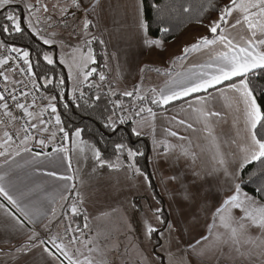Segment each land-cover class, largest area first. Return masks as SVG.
<instances>
[{
	"label": "snow or ice",
	"instance_id": "6c2138e0",
	"mask_svg": "<svg viewBox=\"0 0 264 264\" xmlns=\"http://www.w3.org/2000/svg\"><path fill=\"white\" fill-rule=\"evenodd\" d=\"M17 4L20 10L16 9ZM98 7L99 0H0V209L25 229L27 239L16 251L42 246L54 264H105L103 259L93 257V254L103 257L106 253L100 248L98 238L87 234L89 216L74 175L79 169L74 170L72 166V153L77 149L79 153L85 151L81 146L85 144L81 139L83 129L66 127L59 110V106L68 110L70 103L94 109L103 99L111 106L104 109L106 114L102 117L106 128L116 132L121 126L131 124V134L138 140L144 136L145 129L150 130L157 166L161 159L167 162L174 155L177 161L184 159L188 163L193 177L205 179L195 164L201 155L210 153L211 170L206 176L215 178L220 190L211 205L207 201L198 205L205 217L204 231L192 242L185 243L182 233L164 218L163 209L157 207L156 220L160 227L149 222L145 231L149 242L153 234L156 236L154 255L145 256L144 264H192L193 257L202 258L209 252L250 259L264 257V183H259L250 194L245 187L255 182L251 175L256 173L250 174L247 182L243 179L245 170L254 164L260 165L258 174L264 176V134L257 132L258 126L264 129V109L250 86L253 76L264 73V0H227L226 3L204 0L195 23L205 27L207 33L184 46L172 61L173 65L177 61L184 62V70L175 75L163 71L167 77L164 85L147 90L143 88V78L131 90L117 91L111 82L102 90L107 76L91 67L97 64L93 45L106 46L105 40L93 31ZM152 7L159 11L160 5L153 0ZM134 8L143 43L163 48L162 37L149 36L144 0H136ZM183 11L188 13L190 8L185 7ZM213 12L215 19L211 16ZM58 28L69 30L70 35L82 43H67L58 35ZM160 32L168 33L169 28L162 27ZM25 35L30 39L35 37L52 50H44L40 44L33 47L16 43ZM55 46L61 49L59 55ZM65 48L71 51L64 52ZM192 54L206 56V59L189 63ZM104 59L107 66L106 53ZM57 65L68 69L70 89L65 86L63 73L57 79L55 73L45 70L46 66L55 68ZM148 70L141 68L140 72ZM154 70L161 72V69ZM218 98L228 101L230 108L234 104L243 116V134L238 131L237 138L228 142L235 145L230 150L225 149V142L214 134V122H222L223 117L209 104ZM176 101L187 105L195 123L176 120L175 116L172 120L186 131L206 133L195 144L171 128L165 129L167 134L186 141V145L177 146L156 136L155 109L163 110ZM197 123L202 127L197 128ZM89 147L99 167L131 170L151 186V174L139 166L138 158L153 161L141 147L116 142L112 146L114 159L106 158L95 145ZM24 154L30 157L26 164L39 165L41 158H60L66 165L64 173L46 172L63 182L62 191L49 198L52 206L48 209L37 207L33 201L35 189L18 190L10 179L16 158ZM161 180L166 184L182 183L179 174H161ZM183 192L186 199L195 203L196 193L190 188H184ZM57 198L63 202L59 216ZM77 217H82V226L76 222ZM42 219L48 220L43 225V236L36 230ZM26 222L32 227L27 228ZM53 223L62 224V232L53 233Z\"/></svg>",
	"mask_w": 264,
	"mask_h": 264
},
{
	"label": "crops",
	"instance_id": "0c3cea01",
	"mask_svg": "<svg viewBox=\"0 0 264 264\" xmlns=\"http://www.w3.org/2000/svg\"><path fill=\"white\" fill-rule=\"evenodd\" d=\"M127 1L128 0H105L106 4L104 7L106 9H104V13L107 10L108 14H101L103 16L102 20L100 19V21L103 28L102 30L99 29L97 31L98 36H100L106 42V46L103 47V50L108 57L107 65L109 64L111 69L116 68V70L118 71V75H114L113 80L109 79V82L112 83L117 91H122L126 87L125 82L130 81V79L132 78L131 69L138 61L146 56V52L148 50V46L143 43L142 33L137 27L136 14H121L122 4H125V8H127ZM99 3V7H101V1ZM118 4L119 7L117 6ZM116 8H118L117 12H115ZM197 27H189L182 33V35H185L186 39L189 40L187 44L184 42V44L178 46L179 40L177 39L178 41L175 40V42L164 45L166 47H169V51H177V54H179L184 46L194 42L191 38L192 35L196 36L195 34L198 33ZM199 31L202 30L199 29ZM204 34L206 33L203 32L202 35ZM195 38L196 37H194L193 39ZM151 56L153 60L155 59V61L158 62L166 59L165 62H168V64H170L174 59L169 56L164 59L161 58L162 56L160 55V50L156 47H153ZM205 59L206 56L192 54L189 58V63L201 62ZM183 63L184 62L182 61H177L175 63L176 66L174 67V71L172 72L173 75L184 70V68L182 67ZM157 65L160 66V64ZM164 83L165 81L162 82V85H159L158 82L157 88L162 87ZM106 84H108V82ZM188 99H191V97ZM209 107H212L222 113L223 121H216L213 124L214 134L217 136V138L221 141H224V145L228 144V141L237 138V133H229L237 127L240 132L239 124L241 123V121L243 123L242 128L244 129L243 116L236 110V106L233 104V106L230 108L228 101L224 100L223 98H218L215 100H211ZM155 110L157 111V119L155 123L156 136L158 139L165 140L177 146L182 143L186 145V141L181 142L176 138L169 136L165 131V129L169 128L180 132L181 135L189 138L193 144L197 142L199 137H203L206 135V133H204L203 131L197 133L186 131L183 126L178 125L175 121L172 120V117L175 116L176 120L184 119L195 123L193 114L189 112V110L187 109V105H184L182 101H176L172 105L166 106V108L163 110ZM162 112L163 114H161ZM196 127L201 128L202 125L197 123ZM149 132V129H145L144 136L148 139L149 149L151 153V148L153 149V145L151 143V138H149L147 135L149 134ZM201 142L207 143L206 141ZM69 147H71V145H69ZM197 151H199V149H197ZM76 158H74L72 153V166L74 170L77 169L76 166L78 165V161ZM29 159L30 157L27 154L16 158V164L12 166L13 173L10 179L18 190H27L29 188L35 189L32 196L33 201L36 202L37 207L48 209L52 206L49 203V198L56 195L57 191H62L63 182L46 175V172L55 170L57 172L64 173L66 171V165L61 163L60 158H41L42 162L39 165L26 164V161ZM155 160L156 157L155 159H153V162L155 169L158 170V166L155 163ZM0 162H2V158H0ZM197 162L199 166L198 170L201 171L200 176L206 177L205 179H203L204 185H210L214 189V193H219L220 190L217 184V180L212 176H206V174L211 170L210 154L207 153L201 155V158L198 159ZM166 167L169 171H171L177 167V164L175 163L174 167L167 165ZM74 175L77 178L75 181L77 184V189L84 199V207L87 209V214L89 216V230H87V234L93 237H97V242L100 248L106 253L103 257L100 256L99 259H103L105 264H116L117 260L126 259L127 254L125 253V250L128 248V246L125 247L124 250L120 248L115 251L113 241H115V243L121 244V240H123L126 246L128 242L125 240V236L123 235H126V237L128 238V236L130 235L129 230L132 225L126 222V207L125 205H123L122 208V203L119 199V196L121 195L119 189L114 190V195H118L117 197L113 198L115 203H110V200L112 199V188L110 186L112 185L110 182H108V180L112 178L119 181L120 174H117L115 172L113 173L110 170H103L102 178L107 179V181L103 182L104 195L105 191H107L108 194L105 197L107 199L100 198L97 191H95L94 189H90L88 185H86L90 183L86 175H81L82 179L79 177V173H77V171L74 172ZM81 180L83 181L82 184L80 183ZM160 182L161 185L165 183L162 181ZM61 203L63 202L59 201L57 198L56 207L58 216L60 214ZM47 223V219H42L41 223L36 228V230L42 236L45 232L43 225ZM26 226L27 228L32 227V225L27 224V222ZM51 227L53 233H56L57 231L62 232L63 230L62 224L57 225L56 223H53ZM26 239L27 236L25 235V229L21 228V226L18 225L16 221L5 212V210L0 209V264H54L52 258L43 251L42 246L34 247L30 250H23L19 252L16 251L17 247H19V245L22 244ZM127 253H130L129 256H131L130 259L127 258L125 261L127 262V260H131V262L124 264H141L137 261L133 253L131 254V252L128 251Z\"/></svg>",
	"mask_w": 264,
	"mask_h": 264
},
{
	"label": "rangeland",
	"instance_id": "374dc122",
	"mask_svg": "<svg viewBox=\"0 0 264 264\" xmlns=\"http://www.w3.org/2000/svg\"><path fill=\"white\" fill-rule=\"evenodd\" d=\"M100 1H101V7H98L97 9L96 20H95L96 28L93 29V31L96 34L99 29L102 30L103 28L102 23L100 21V19L102 20V16H103L101 14H108L107 10L104 13L105 11L104 9H106L104 7L106 4L105 0H99V2ZM135 2L136 0H128L126 5L127 8H125V4H122L121 14H136L134 8ZM15 6H19L21 8L19 4ZM117 6L119 7V4ZM117 9L118 8H116L115 12H117ZM207 23L208 22H206L205 24ZM197 26L199 25H192L189 27L193 28ZM199 29L202 31H199ZM197 30L198 33L196 32L197 33L195 34L196 36L192 35L191 38L192 41H194L196 38L201 36L203 32L207 33V29L203 26L197 27ZM56 31L58 32V35L60 37H63L67 43L70 44L82 43V41H77L74 36H71L69 30L58 28L56 29ZM182 33L175 39V40L177 39L179 40L178 46L184 44V42L187 44L189 41L186 39L185 35H182ZM194 37L196 38L193 39ZM175 40L173 42H175ZM46 47L48 48V46ZM168 48L169 47H166L165 45L163 48H158L160 50V55L162 56L161 58L164 59L167 58L168 56L174 58L173 56H176L175 54H177V51H169ZM152 49L153 47L148 46L146 56L140 61H138L135 64V66L131 69L132 78L130 79V81L125 82L126 87L123 90L126 89L131 90L134 85L141 82L142 78H143V88L145 90H147L150 87H157L158 82L159 85L160 84L162 85V82L167 79V77L162 74L163 71L165 70L171 72L174 71V67L176 66V64L173 65L172 62L168 64V62H165L166 59L161 62L155 61V59L153 60L151 56ZM55 50L58 55L61 53V49L59 46H55ZM63 51L70 52L71 48H65L63 49ZM103 55L105 56L104 50H103ZM157 64H160V66H158ZM61 67L65 71L68 82L67 87L70 89L71 81L68 79V69L64 66ZM91 67H94V65H91ZM105 67L108 77L106 81L107 83L109 82V79L110 80L114 79V75L116 74L118 75V71L116 70V68L111 69L109 64ZM141 68H147L149 70L146 71L145 73H141L140 72ZM154 69H161V72H157ZM239 126H240V133L243 134L242 121L239 124ZM238 131L239 129L237 127L236 129L230 131L229 133L236 134ZM147 135L150 138V135L149 134ZM84 142L85 144L81 145L82 147L85 148V151L83 153H79L78 149L73 152L74 158L77 157L76 159L78 161V165L76 167L77 169H79V171H77V173H79V177L81 179H82L81 175H86V177H88L90 183L86 185H88L90 189H94L95 191H97L98 196L100 198L107 199L105 197L108 195L107 191H105V195H104L103 182L107 181V179L102 178L103 170L106 171L110 170L113 173L115 172L117 174H120V179L118 178L119 181L113 178L108 180V182H110L112 185L110 186L112 188L111 191L112 199L110 200V203L112 204L115 203L113 198L117 197L118 195L117 196L114 195V190L119 189L121 194L119 196V199L120 202L122 203L121 204L122 208L123 205H125L126 207V216H125L126 222L130 223L132 227L129 230L131 236L129 235L127 238L126 235L122 234L123 236H125V240L128 242L129 245L127 244L125 246L123 240H121V244L115 243V241H113L115 251L120 248L124 250V248L128 246V248L125 250V253L127 254L126 259L127 258L130 259L131 256V255L129 256L130 253L129 254L127 253L128 251L131 252V254L133 253L137 261L141 264H144L145 256L154 255L153 244L156 243V236L155 234H153V239L151 242H149V240L145 236V231H146V225L149 222L156 227H160L158 221L156 220L157 214L155 212V209L157 207L163 209V213L166 214V220L171 221L176 226L178 232L182 233L181 239L185 243L194 241L196 238L199 237L200 234L203 233L204 231L203 225L205 223V217L204 214L199 211L198 205H201L202 202L204 201H207L208 204L211 205L214 202V200L218 198L217 195H219V193H214V189L210 185L208 186L204 185L203 179L201 180L193 177L189 169V165L184 159H180L177 161L174 155L171 156L167 162L161 159L158 166V170L155 169L154 162L152 163L148 162L149 172L151 174L152 180L154 179L156 185V187L153 188L152 184L151 186H149V184L144 180L142 176L134 174L131 170H126L124 168L116 170V169H109L107 167H103V168L99 167L98 165H96V162L92 157V152L89 149L90 148L89 146L92 144L87 141ZM234 147L235 145H230V143L224 145V148L229 150ZM155 157H156L155 152L151 148V153L149 154V158H151L153 161ZM175 163L177 164V167L169 171L166 165L174 167ZM198 167H199L198 162L196 161L195 168L199 173H201V171L198 170ZM161 174L165 176L179 174L180 177L182 178V183L173 182L167 184L164 183L161 185L160 182L162 181ZM193 181H195V183H193ZM184 188H190L192 192L196 193L195 203L185 198L183 192ZM174 192H175V197L173 196ZM197 217H199L198 221H197ZM165 245H167V241H165ZM157 251H162V250L157 249ZM93 257L94 259L100 260L99 259L100 256L97 254H93ZM126 259L117 260L116 264H124L131 262V260H127L126 262L125 261ZM192 264H264V257H259V258L254 257L250 259L247 257L241 258L235 254H233L232 256H228V255H221L218 253L213 254L209 252L205 254L202 258L193 257Z\"/></svg>",
	"mask_w": 264,
	"mask_h": 264
},
{
	"label": "trees",
	"instance_id": "16d2710c",
	"mask_svg": "<svg viewBox=\"0 0 264 264\" xmlns=\"http://www.w3.org/2000/svg\"><path fill=\"white\" fill-rule=\"evenodd\" d=\"M204 0H155V3L160 5L159 11L152 7L153 0H144V19L145 23L148 26L149 36L152 38H163L164 43L173 42L185 29L192 25H199L195 23V20L199 16L200 5ZM221 2V0H217ZM226 3L227 0H222ZM189 7L190 11L185 13L183 9ZM17 10H20L16 8ZM212 18L216 17V13H211ZM208 22L207 19L204 20V23ZM201 26V25H199ZM167 27L169 28L168 33H161L160 28ZM35 41V43H33ZM18 44H29L35 47L37 44H40L44 50L51 51L45 45H42L41 42L35 37L29 38L25 35L22 39L16 41ZM94 51L97 57V64L94 67L98 71H103L107 76L106 67L104 65V55L103 47L98 43L94 44ZM45 70L50 73H55L57 79L59 74L63 73L65 78V86L67 87V78L64 69L57 65L55 68L52 66H46ZM94 79L98 81V77L94 76ZM254 89V95L257 97V101L261 104L262 109H264V73L258 74L251 78V85ZM68 88V87H67ZM106 82L102 86V90H106ZM87 91V89H85ZM119 98V97H114ZM70 100V96L68 97ZM125 102L127 103V99ZM111 106L106 104L102 99L101 102L97 105L96 108H89L83 104L80 107H76L75 104L69 105V109L65 110L62 106H59L61 113V118L65 122L66 127H71L72 129L79 127L83 129L81 133V138L84 141L95 145L100 148L104 153L106 158H112V146L116 142H125L130 144L133 147H141L145 153L146 157H149L150 149L149 142L145 136L141 137L139 140L131 134V124L121 126L116 132L111 131L110 129L104 126L103 115L105 108H110ZM258 134H264V129L257 127ZM139 166L149 172L148 169V159L138 158ZM260 171V165L254 164L250 165L243 175L244 181L250 179V174L256 173V175H251V179L255 181L254 183L246 184L245 190L250 194L252 190L259 184L264 183V176H260L258 173ZM150 173V172H149ZM152 180V177H151ZM152 186L155 188L154 182L152 180ZM159 198V195H158ZM164 218L166 219V214L163 213ZM76 222L83 225L82 217H77Z\"/></svg>",
	"mask_w": 264,
	"mask_h": 264
},
{
	"label": "water",
	"instance_id": "95a60500",
	"mask_svg": "<svg viewBox=\"0 0 264 264\" xmlns=\"http://www.w3.org/2000/svg\"><path fill=\"white\" fill-rule=\"evenodd\" d=\"M16 8H18V9H20V7L19 6H15ZM56 51V50H55ZM148 167V166H147ZM149 169V168H148Z\"/></svg>",
	"mask_w": 264,
	"mask_h": 264
},
{
	"label": "built area",
	"instance_id": "2783aa9c",
	"mask_svg": "<svg viewBox=\"0 0 264 264\" xmlns=\"http://www.w3.org/2000/svg\"><path fill=\"white\" fill-rule=\"evenodd\" d=\"M50 246V245H49Z\"/></svg>",
	"mask_w": 264,
	"mask_h": 264
}]
</instances>
